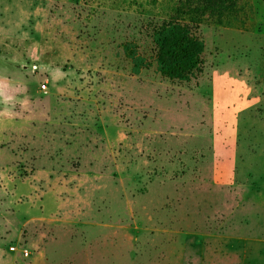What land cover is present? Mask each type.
Masks as SVG:
<instances>
[{"label": "rangeland", "instance_id": "374dc122", "mask_svg": "<svg viewBox=\"0 0 264 264\" xmlns=\"http://www.w3.org/2000/svg\"><path fill=\"white\" fill-rule=\"evenodd\" d=\"M177 1L0 0V264H264V0L171 79Z\"/></svg>", "mask_w": 264, "mask_h": 264}, {"label": "trees", "instance_id": "16d2710c", "mask_svg": "<svg viewBox=\"0 0 264 264\" xmlns=\"http://www.w3.org/2000/svg\"><path fill=\"white\" fill-rule=\"evenodd\" d=\"M241 0H178L172 9L171 22L163 23L153 34L157 48L158 72L171 79H182L199 66L201 45L189 36L188 30L178 22L200 24L206 19L224 25L240 12ZM127 56L134 49L125 47Z\"/></svg>", "mask_w": 264, "mask_h": 264}, {"label": "built area", "instance_id": "2783aa9c", "mask_svg": "<svg viewBox=\"0 0 264 264\" xmlns=\"http://www.w3.org/2000/svg\"><path fill=\"white\" fill-rule=\"evenodd\" d=\"M44 89H46L45 86H42L41 87V90H44ZM25 256L27 257L28 256V253H25Z\"/></svg>", "mask_w": 264, "mask_h": 264}]
</instances>
